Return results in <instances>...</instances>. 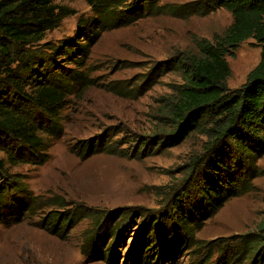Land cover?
I'll return each mask as SVG.
<instances>
[{
	"label": "trees",
	"instance_id": "16d2710c",
	"mask_svg": "<svg viewBox=\"0 0 264 264\" xmlns=\"http://www.w3.org/2000/svg\"><path fill=\"white\" fill-rule=\"evenodd\" d=\"M84 1L92 16L79 24L82 40L65 42L56 49L75 67L57 70L50 60L44 62L32 55L28 47L42 42L71 12L54 5L53 0H0V153L5 158H0V224L27 221L59 240L77 224L75 215L50 210L43 216L50 206L64 208L62 200L48 204L33 195L23 178L11 174L9 168L41 167L48 161L46 138L61 137L60 110L74 88L86 83L83 60L99 34L166 10L177 16L205 17L222 9L232 19L222 36H214L211 42L197 40L196 53H178L169 65L181 80L163 102L161 119L169 125L170 133L150 138L158 146L165 139L175 146L191 134L205 138L202 152L188 166L193 174L192 191L169 201L163 221L142 224L129 260L160 264L164 258L170 261L181 252L193 253L205 246L207 252L223 251L226 244L203 245L195 235L230 199L247 192L259 174L255 166L264 156V0H196L169 7H160V0ZM249 39L260 47L259 62L239 88L229 90L230 69L225 57ZM146 143L138 144L149 146ZM77 147L80 153L91 155L117 154L102 140ZM100 225L86 237L85 252L106 260L111 252L106 242L111 243L115 232L108 227L100 231ZM227 252L225 264H264V221L255 233L237 236Z\"/></svg>",
	"mask_w": 264,
	"mask_h": 264
},
{
	"label": "rangeland",
	"instance_id": "374dc122",
	"mask_svg": "<svg viewBox=\"0 0 264 264\" xmlns=\"http://www.w3.org/2000/svg\"><path fill=\"white\" fill-rule=\"evenodd\" d=\"M192 1L196 0H160L159 6ZM52 3L71 14L28 51L41 61L50 60L54 69H73L75 66L56 49L65 42L82 40L79 24L88 21L92 12L84 0ZM231 22L230 14L222 9L205 17L177 16L166 10L133 25L105 31L93 40L81 70L87 76L86 83L74 88L60 110L62 135L46 138L48 161L41 167L9 168L11 174L23 178L33 195L48 204L62 200L64 208L50 206L43 216L53 210L79 220L64 240L27 221L0 224V264H134L129 255L140 227L156 219L163 221L169 201L192 191L193 174L188 166L205 144V138L195 134L175 146L168 144V139L159 146L150 141L160 133H170L169 125L161 119L163 102L181 80L169 65L178 53H196L197 40L211 42L214 36H222ZM259 58L260 47L252 39L225 57L230 69L226 81L229 90L245 82ZM99 140L104 146L111 145L117 154L78 151V144ZM142 142L149 146L138 144ZM0 158H4L1 153ZM255 167L259 174L249 190L230 199L195 235L203 245L219 242L226 248L216 253L207 252L205 246L197 252H181L170 261L164 258L160 264H223L237 236L255 233L264 221V156ZM97 223L100 231L108 227L115 232L111 243L106 242V247H111L109 254H114H107L106 260L85 252L86 237L94 233Z\"/></svg>",
	"mask_w": 264,
	"mask_h": 264
}]
</instances>
